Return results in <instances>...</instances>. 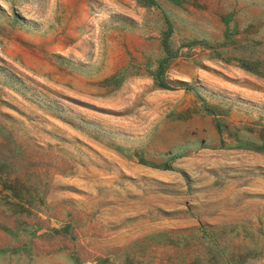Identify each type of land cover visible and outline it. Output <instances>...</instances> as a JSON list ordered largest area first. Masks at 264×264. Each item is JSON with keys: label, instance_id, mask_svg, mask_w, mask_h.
<instances>
[{"label": "rangeland", "instance_id": "rangeland-1", "mask_svg": "<svg viewBox=\"0 0 264 264\" xmlns=\"http://www.w3.org/2000/svg\"><path fill=\"white\" fill-rule=\"evenodd\" d=\"M0 264H264V0H0Z\"/></svg>", "mask_w": 264, "mask_h": 264}, {"label": "trees", "instance_id": "trees-1", "mask_svg": "<svg viewBox=\"0 0 264 264\" xmlns=\"http://www.w3.org/2000/svg\"><path fill=\"white\" fill-rule=\"evenodd\" d=\"M162 44H163V47H164L165 52H166V57L159 64L158 71H157V74H156V80L158 82V85L164 88V84H163V82L161 80V75L164 72V67H165L166 63L171 58H174L175 56H171L170 51L168 50V43H167L166 38H164Z\"/></svg>", "mask_w": 264, "mask_h": 264}]
</instances>
